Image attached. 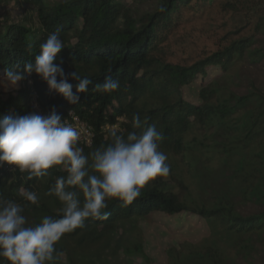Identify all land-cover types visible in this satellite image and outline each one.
<instances>
[{"label": "trees", "instance_id": "trees-1", "mask_svg": "<svg viewBox=\"0 0 264 264\" xmlns=\"http://www.w3.org/2000/svg\"><path fill=\"white\" fill-rule=\"evenodd\" d=\"M54 32L64 43L57 62L66 72L93 84L110 75L120 88L108 94L90 85L70 105L32 75L0 90V118L55 108L64 119L70 110L95 134L91 147L80 145L87 154L108 142L104 125L123 118L121 130L129 131L139 113L164 133L171 168L131 204L108 201L107 220L89 219L66 234L56 247L68 264H75L73 250L94 247L119 222L131 230L132 220L152 214H190L209 232L199 243L167 249V264H264V0H0L1 80L17 60H33ZM202 34L210 41L200 45ZM196 82L194 103L182 90ZM50 171L28 181L27 173L0 166V197L22 202L27 188L41 197L25 208L30 221L55 215L60 205L45 193L61 173ZM133 254L150 263L140 242Z\"/></svg>", "mask_w": 264, "mask_h": 264}, {"label": "clouds", "instance_id": "clouds-1", "mask_svg": "<svg viewBox=\"0 0 264 264\" xmlns=\"http://www.w3.org/2000/svg\"><path fill=\"white\" fill-rule=\"evenodd\" d=\"M62 49L59 32L49 34L33 60H17L0 82L15 89L26 77L35 75L49 94L70 105L79 104L90 85L93 91L108 94L120 88L119 79L110 75L93 84L75 70L66 72L62 62H57ZM70 81L76 82L75 90ZM68 115H73L72 111ZM130 126L126 132L112 130L106 144L85 154L80 146L82 130L62 119L55 108L47 114L0 118V166L27 173L28 181L49 177L53 169L61 173L53 177L45 193L60 205L55 215L30 221L25 208L38 206L41 197L27 188L20 191L22 202L0 197V260L4 264H56L65 255L56 247L58 242L83 228L89 219L107 220L108 201L131 204L150 182L169 176L168 156L161 150L164 133L139 113L133 114Z\"/></svg>", "mask_w": 264, "mask_h": 264}, {"label": "rangeland", "instance_id": "rangeland-1", "mask_svg": "<svg viewBox=\"0 0 264 264\" xmlns=\"http://www.w3.org/2000/svg\"><path fill=\"white\" fill-rule=\"evenodd\" d=\"M124 1L130 4L132 0ZM197 24L199 23L195 25ZM200 25L194 28L198 30L201 28ZM199 37L200 45L205 41H210L208 34H202ZM211 77H214V73ZM198 83L182 90L184 99L194 103L198 102L196 99ZM0 90L9 91L12 88L0 82ZM173 160L176 162V159ZM170 186L176 190L173 183H170ZM131 223L132 229L129 230L124 222H119L116 232L109 234L94 247L73 250L69 259L75 264H167V249L177 248L183 243L196 244L209 235L204 223L190 214L176 216L152 214L142 220H132ZM139 242L150 263H145L139 256L133 254L134 245ZM68 263V257L66 260L64 256L56 262V264Z\"/></svg>", "mask_w": 264, "mask_h": 264}, {"label": "built area", "instance_id": "built-area-1", "mask_svg": "<svg viewBox=\"0 0 264 264\" xmlns=\"http://www.w3.org/2000/svg\"><path fill=\"white\" fill-rule=\"evenodd\" d=\"M34 108L37 107L34 105ZM70 110L67 112L66 119L72 123L75 127H77L78 130H82V137L80 141V145L84 147H91L94 143L95 139V134L92 130V128L85 122L81 121L75 114L74 112L73 115H68ZM75 117V118H74ZM125 123V120L123 118H118L116 119V122L114 124H106L101 128V133L106 135L107 133H110L114 129H120L121 130V124ZM91 133V135H89ZM3 170L7 173L12 172L11 166L4 165Z\"/></svg>", "mask_w": 264, "mask_h": 264}]
</instances>
